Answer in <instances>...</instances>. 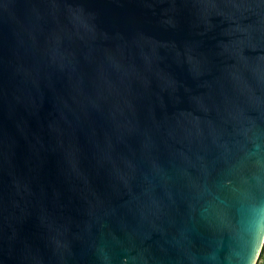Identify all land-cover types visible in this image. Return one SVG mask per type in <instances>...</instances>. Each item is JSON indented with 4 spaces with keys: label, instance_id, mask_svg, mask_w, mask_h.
Returning <instances> with one entry per match:
<instances>
[{
    "label": "water",
    "instance_id": "water-1",
    "mask_svg": "<svg viewBox=\"0 0 264 264\" xmlns=\"http://www.w3.org/2000/svg\"><path fill=\"white\" fill-rule=\"evenodd\" d=\"M261 227L264 0H0V264H245Z\"/></svg>",
    "mask_w": 264,
    "mask_h": 264
},
{
    "label": "clouds",
    "instance_id": "clouds-1",
    "mask_svg": "<svg viewBox=\"0 0 264 264\" xmlns=\"http://www.w3.org/2000/svg\"><path fill=\"white\" fill-rule=\"evenodd\" d=\"M264 250V227H261L258 231V234L253 240V246L250 250L249 257L246 258L245 264H255L257 260V252Z\"/></svg>",
    "mask_w": 264,
    "mask_h": 264
},
{
    "label": "trees",
    "instance_id": "trees-1",
    "mask_svg": "<svg viewBox=\"0 0 264 264\" xmlns=\"http://www.w3.org/2000/svg\"><path fill=\"white\" fill-rule=\"evenodd\" d=\"M258 259H260V258H262V260H263V263H264V250H262L261 252H259V254H258V257H257ZM256 264V263H255Z\"/></svg>",
    "mask_w": 264,
    "mask_h": 264
},
{
    "label": "rangeland",
    "instance_id": "rangeland-1",
    "mask_svg": "<svg viewBox=\"0 0 264 264\" xmlns=\"http://www.w3.org/2000/svg\"><path fill=\"white\" fill-rule=\"evenodd\" d=\"M256 264H264L262 258L258 259Z\"/></svg>",
    "mask_w": 264,
    "mask_h": 264
}]
</instances>
